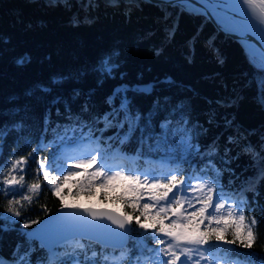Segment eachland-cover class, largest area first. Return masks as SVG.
Instances as JSON below:
<instances>
[{
	"label": "snow or ice",
	"instance_id": "6c2138e0",
	"mask_svg": "<svg viewBox=\"0 0 264 264\" xmlns=\"http://www.w3.org/2000/svg\"><path fill=\"white\" fill-rule=\"evenodd\" d=\"M102 2L105 8H120L122 0ZM160 2L166 3L168 7H178L189 15L207 14L206 10L189 11L190 7L193 9L195 7L193 0ZM78 3L86 14L97 11L101 6V0H78ZM123 3L124 14L129 17L133 8L140 7V0H123ZM238 3L243 6L248 25L264 33V0H239ZM45 6L64 7L69 10L72 7L70 0H46ZM156 6L160 7V3ZM167 19L168 13L165 12L164 20ZM72 22L78 23V18L74 16ZM166 31L169 38L174 35V28ZM208 45L213 47L211 38ZM155 54L159 55L160 50H156ZM29 60L30 57L24 55L19 57L16 63L23 65ZM122 67L121 52L113 48L98 56L87 68L77 72V76L94 75L97 85L102 86L106 80L117 77L124 79L126 73L121 71ZM67 79L64 74H56L50 77L47 83L37 82L25 95L33 97L39 92L51 96L54 89L64 84ZM167 82L175 83L171 80ZM154 87L122 84L119 88H114L104 99L107 109L103 113L91 112L90 97L94 95L92 90L82 93L73 89L68 100L62 96H52L43 117L42 131L36 141L37 147L28 156H20L10 161L6 160L0 151V161H3L0 163V195L8 198L6 212H0V219L4 221V225L0 227L16 223L22 215L24 202L31 205L34 198L47 187L60 201L66 199L67 190V194L74 195L75 198L85 194L90 198L99 193L101 203L108 201L114 205L113 208H97L83 204L62 205L76 209L78 213L60 218L51 226L50 231L58 240L73 234L108 244L109 239L115 237L120 241L119 246H123L124 239L133 231L131 226L135 224L137 226L135 231L140 233L136 238L138 243L135 247L141 255L148 254L144 260L137 258L136 264H148L149 260L152 264H220L217 252L226 256L231 264H241L238 258L253 256V253H242L231 246L238 245L242 249L253 247L258 239V226L261 221L253 215L246 216L245 211L264 212V207L258 204L253 206L246 198L231 199L229 202L222 185L218 190L217 180L223 169L217 167V161L221 165H230L241 155L247 156L250 161L249 167L257 172L259 179L264 180V126L260 129H247L235 123L234 116L232 118L224 116L223 126L226 130L232 129V134L226 137L221 153L219 136L209 144L199 143V137L205 135L209 129L200 123L192 124L189 119V104L184 99L174 100L169 95L156 97L147 112H142L133 104L129 93L151 95ZM223 87L227 88V85ZM253 88L255 94L250 99L264 110V56L257 70L243 78L238 90L234 89L235 95L228 97L227 100L208 99L206 102L222 108L234 107L244 98L243 93L252 91ZM82 95L88 99L81 104L79 113H73L71 102ZM15 99L9 98L12 107L0 109V117H19L0 121V150L4 149L10 135L15 133L17 140L22 139L27 128L30 105L27 103L23 106L15 105ZM61 104L64 106L63 113L59 107H55ZM53 107L56 116L63 115L67 124L51 121ZM162 113L165 114L163 118L157 120ZM205 115L208 125L219 126L216 122L215 109L210 107ZM99 125H102V128L98 127ZM113 128L116 129L115 137L118 144H127L136 133H139L136 139L140 145H148L149 149L155 147L157 150L161 143L167 146L173 135L179 131L180 139L175 141L176 147L189 156L194 154L200 157L203 167L197 168L196 173L189 172L187 176L179 175V169L161 170L159 173L154 169L141 172L135 168H125L123 165L114 167L109 164L110 154L107 151L94 149L85 152L83 158L71 157L61 151L62 148L75 146L77 143H99L103 133ZM156 128L160 129L159 135ZM253 136L257 138L255 142L251 139ZM108 140H112V137H108ZM46 147L51 149L50 156H39V152ZM234 150L235 155H232ZM136 153L139 156L141 149L137 148ZM12 155H15L14 151ZM29 159L36 164L33 174L36 178L31 183L26 181L25 172ZM226 170L233 173L230 167ZM208 173H215V178ZM235 179L239 177L235 176ZM117 187L120 191L112 195ZM33 223L38 221H26V224ZM148 241L152 246H149ZM32 252L31 245L27 248L18 245L10 264H32ZM123 255L124 253H121V257ZM65 257L66 259L59 258L53 254L47 258V262L120 264V258L89 251L88 245L79 240H76L70 251L65 252ZM0 264H6L2 257ZM249 264L256 262L250 261Z\"/></svg>",
	"mask_w": 264,
	"mask_h": 264
},
{
	"label": "trees",
	"instance_id": "16d2710c",
	"mask_svg": "<svg viewBox=\"0 0 264 264\" xmlns=\"http://www.w3.org/2000/svg\"><path fill=\"white\" fill-rule=\"evenodd\" d=\"M45 3L46 0H0V109L13 106L9 103L10 97L16 98L15 105L23 106L26 103L30 105L23 138L17 140L15 133L10 135L4 149L0 150L6 160L28 156L37 147L36 141L42 131L48 101L52 96L57 95L68 100L73 89L82 93L92 90L94 95L90 97L91 112L103 113L107 109L104 99L114 88H119L122 84L135 86L152 82L151 86L155 87L151 95L129 93L133 104L142 112H147L156 97L169 95L174 100L184 99L189 104V119L192 124L200 123L209 129L205 135L199 137V143L209 144L219 136L221 153L226 137L232 134V129L226 130L223 126L224 116L229 118L234 116L235 123L243 128L260 129L264 126V110L250 99L255 94L254 88L252 91L244 92V98L234 107L222 108L206 102L208 99L227 100L228 97L235 95L234 89L238 90L243 78L257 70L261 59L245 51L237 40L221 33L205 15H189L178 7H168L166 3H162L160 7L156 5L147 7L160 16L163 14L162 21H157L149 15L153 12L145 11L146 7L142 4L139 8H133L129 17L124 14L123 1L120 8H105L101 0L100 8L88 14L79 6L78 0H70L72 5L70 10L64 7H46ZM165 12L168 13L167 20H164ZM74 16L78 18V23L72 22ZM172 28L174 35L169 38L166 29ZM209 38L213 47L208 45ZM241 42L248 49L246 40ZM113 48L121 52L123 63L121 71L126 73L124 79L117 77L106 80L102 86H99L94 75L77 76V72L87 68L98 56ZM156 50H160L159 55L155 54ZM24 55L30 57V60L18 65L16 60ZM220 60L223 62L220 63ZM56 74H64L68 79L64 84L56 87L51 96L39 92L33 97L25 95L26 91L37 82L47 83L50 77ZM169 80L175 83L169 84L167 82ZM223 85H227V88ZM86 99L88 97L82 95L71 102L73 113H79L80 106ZM55 107H59L63 113L62 104ZM55 107L52 108L51 121L67 124L63 115L56 116ZM210 107L216 111V122L219 126L206 123L205 113ZM164 115L162 113L157 120L162 119ZM18 118L5 116L0 117V121ZM98 127L102 128V125ZM115 133L116 129H109L103 133L99 143H77L75 146L64 147L61 151L74 157L77 152L99 149L102 152H109V161L116 158L119 152L134 154L136 158L133 161H126L124 167L135 168L141 172L154 169L159 173L161 170L179 169V175L187 176L189 172L196 173L197 168L203 167L200 157L194 154L189 156L176 147L175 141L180 139L179 131L173 135L167 146L161 143L159 150L155 147L149 149L148 145H140L136 139L139 133H136L127 144L120 145L116 141ZM156 133L159 135V128H156ZM108 137H112V140H108ZM251 139L255 142L257 138L253 136ZM137 148L141 149L139 156L136 153ZM13 151L15 155H12ZM50 151L51 149L46 147L39 152V156L49 157ZM232 155H235V150ZM149 157L151 160H148ZM161 157L168 163L154 161ZM70 162L72 163L71 160ZM27 164L26 181L31 183L36 178L33 175L36 164L31 159ZM249 164V158L244 155L232 161L230 165H221L217 161V167L223 169L222 175L217 180L218 190L222 185L229 202L231 199L246 198L253 206L258 204L264 207V180L259 179L257 172L249 167ZM229 167L235 175L226 170ZM208 175L215 178V173ZM235 176L239 179H235ZM40 179H43L42 176ZM119 191L120 188L117 187L112 195ZM65 195L68 200L83 204L101 202L99 193L90 198L86 194L75 198L65 190ZM16 198L19 199V196ZM62 202L44 187L31 205L24 202L22 215L16 223L0 227V257L6 264H10L18 245H24L25 248L28 245L32 246V264H48L50 251L35 239L26 236V231L37 223L26 224V221L34 220L39 223L61 208ZM104 204L114 206L108 201ZM7 207L8 198L0 195V212H6ZM249 214L261 221L258 226L257 241L251 249H242L238 245L231 247L237 248L242 253L254 254L238 258L241 264H249L250 261L261 264L264 262V212L255 210L248 213L246 210L245 215ZM0 225H4L2 219ZM136 227L135 224L131 226L133 231L130 232L129 241L119 250L106 248L89 240H82L81 243L88 245L89 251L120 258V264H136L137 258L144 260L148 255L147 253L141 255L135 247L138 243L136 238L140 235L135 231ZM75 242L72 240L58 246L56 257L66 259L65 252L70 251ZM148 244L152 246L150 241ZM110 251L115 255H110ZM121 253H124L123 257ZM216 255L220 264H231L226 256L219 252ZM148 264H152V261L149 260Z\"/></svg>",
	"mask_w": 264,
	"mask_h": 264
},
{
	"label": "water",
	"instance_id": "95a60500",
	"mask_svg": "<svg viewBox=\"0 0 264 264\" xmlns=\"http://www.w3.org/2000/svg\"><path fill=\"white\" fill-rule=\"evenodd\" d=\"M153 1V0H152ZM154 1H160V0H154ZM193 4L195 5L194 9L192 7L189 8V11H196L201 12L202 10H206L207 14L205 15L208 19L211 20V22L214 24V26L223 34L230 36L231 38L238 40L241 42V40H247L249 42H252L255 44L261 52L264 54V41L260 39L257 34H255L252 30H250L247 26H245L243 21H248L247 17L244 14V10L241 8H227L223 6L220 2L216 0H193ZM222 12L226 16V23L223 22V19L219 18L217 14ZM228 24V25H226ZM258 30V29H257ZM259 32V30H258ZM249 53L252 55L258 56L256 53L246 49ZM152 82H145L139 84L140 86H151ZM93 206V205H89ZM113 208L110 206H98L97 208ZM78 213V210L68 208V207H62L52 214L46 216L43 218L39 223H37L32 228L28 229L26 231L27 237L36 239L38 242H40L47 250L54 249L58 244L69 240L71 238H84L88 239L87 236H80V235H73L68 234V236L65 239L58 240L57 237L50 231L51 226L60 218L67 217L70 215H75ZM110 223V222H108ZM114 228L115 226L112 225ZM128 237H126L123 241V246L128 241ZM94 242H97L99 244L114 247V248H121L123 246L120 245V241L118 238L112 237L109 239L108 244H103L99 241L92 240Z\"/></svg>",
	"mask_w": 264,
	"mask_h": 264
},
{
	"label": "rangeland",
	"instance_id": "374dc122",
	"mask_svg": "<svg viewBox=\"0 0 264 264\" xmlns=\"http://www.w3.org/2000/svg\"><path fill=\"white\" fill-rule=\"evenodd\" d=\"M123 1V0H122ZM140 4H142V6L143 7H146V10L145 11H147V12H153V14L152 13H149V15H152L157 21H162L161 19H162V16H163V14H162V12H161V14H162V16H160V15H158V14H156L154 11H151V9H147V7H151L153 4L152 3H150V2H147V1H145V0H140ZM161 4V3H160ZM122 5L123 6H125L123 3H122ZM155 14V15H154ZM186 44H188V42L186 43ZM258 57V56H257ZM259 58V57H258ZM121 155L125 158V159H128V160H130V161H133L135 158H136V156L134 155V154H127V153H121ZM148 160H151V158L149 157L148 158ZM156 160H158V161H160L161 163H163V164H167L168 163V161L166 160V159H164L163 157H161V158H157V159H154V161H156ZM62 204L63 205H65V204H83V203H80V202H76V201H70V200H68V197H66V199L62 202ZM83 205H86V206H89V205H93V206H95V207H98V206H103V205H105L104 203H101V202H99V201H94V202H92V203H89V202H87V203H84ZM105 206H110V207H114V206H112V205H105ZM73 240H75L76 241V239H73ZM82 239H80V241H81ZM110 252H112V251H110ZM55 255L56 254V251L54 250V251H51V255Z\"/></svg>",
	"mask_w": 264,
	"mask_h": 264
},
{
	"label": "bare ground",
	"instance_id": "6f19581e",
	"mask_svg": "<svg viewBox=\"0 0 264 264\" xmlns=\"http://www.w3.org/2000/svg\"><path fill=\"white\" fill-rule=\"evenodd\" d=\"M218 2H220L223 6L227 7V8H241L243 9V6L238 3L239 0H216ZM219 16V18H221V20L223 19V22L226 23L227 20L226 19V16L220 12L219 14H217ZM245 26H247L250 30H252L255 34H257V36L262 39L264 41V33H261L260 31L258 32L257 28L255 27H250L248 25V21H243ZM228 25V24H226ZM247 47L250 51L256 53L259 57L262 58V56H264V54L261 52V50L255 45L253 44L252 42H249L247 41Z\"/></svg>",
	"mask_w": 264,
	"mask_h": 264
}]
</instances>
